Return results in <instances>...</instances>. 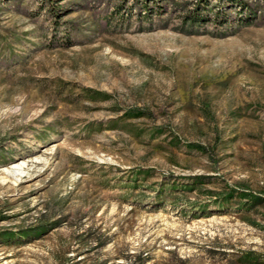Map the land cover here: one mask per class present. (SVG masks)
<instances>
[{"label":"rangeland","instance_id":"374dc122","mask_svg":"<svg viewBox=\"0 0 264 264\" xmlns=\"http://www.w3.org/2000/svg\"><path fill=\"white\" fill-rule=\"evenodd\" d=\"M208 1L0 0V264H264V0Z\"/></svg>","mask_w":264,"mask_h":264},{"label":"trees","instance_id":"16d2710c","mask_svg":"<svg viewBox=\"0 0 264 264\" xmlns=\"http://www.w3.org/2000/svg\"><path fill=\"white\" fill-rule=\"evenodd\" d=\"M139 2L142 5L141 12L147 16H149L152 12H155L156 10V12L161 11L159 4H155L151 7L148 3L149 0H139ZM208 5V0H197V4L195 5L194 9L184 15L185 22L190 23L191 25H200L201 22L207 20L209 18L208 13H206ZM214 20L215 22H225L227 20L225 19V15L222 14L220 8H217L216 13L214 14ZM87 90L93 92V89L91 88H87Z\"/></svg>","mask_w":264,"mask_h":264}]
</instances>
